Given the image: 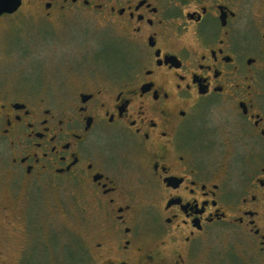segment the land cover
<instances>
[{"label": "flooded vegetation", "instance_id": "1", "mask_svg": "<svg viewBox=\"0 0 264 264\" xmlns=\"http://www.w3.org/2000/svg\"><path fill=\"white\" fill-rule=\"evenodd\" d=\"M66 20L76 78L0 76V264H264V0H21L0 45Z\"/></svg>", "mask_w": 264, "mask_h": 264}, {"label": "rangeland", "instance_id": "2", "mask_svg": "<svg viewBox=\"0 0 264 264\" xmlns=\"http://www.w3.org/2000/svg\"><path fill=\"white\" fill-rule=\"evenodd\" d=\"M86 25H82V20H66L53 25L43 22L12 24L11 29H17H15L16 33L12 35V41L16 40L12 50L5 43L7 35L0 45L1 79H6L7 84H9L13 78L31 75L41 86L54 88L62 80L76 78L80 72L74 70L76 67L73 64L78 62V58L82 55V32L86 31ZM90 30L94 29L90 28ZM112 40L115 38L106 39L105 42ZM32 41H36L33 46L36 62L33 65L29 62L20 65L17 61L25 46L20 48L21 45L16 46V44L25 42L29 45ZM106 52H113L111 44L108 45ZM227 138L229 141L235 142L234 136ZM236 152L234 146L228 143L223 157V166H228L232 177H236L238 174V159L233 158ZM73 235H78L82 239V225L79 222L72 223L70 237H68L70 243L74 239ZM226 245V237H224L213 246L214 254L219 255L220 251L224 252Z\"/></svg>", "mask_w": 264, "mask_h": 264}, {"label": "water", "instance_id": "3", "mask_svg": "<svg viewBox=\"0 0 264 264\" xmlns=\"http://www.w3.org/2000/svg\"><path fill=\"white\" fill-rule=\"evenodd\" d=\"M21 5V0H0V15L14 13Z\"/></svg>", "mask_w": 264, "mask_h": 264}]
</instances>
